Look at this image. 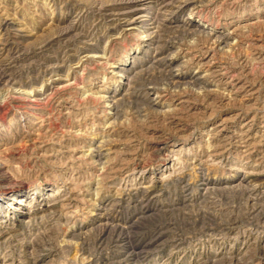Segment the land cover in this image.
<instances>
[{"label":"rangeland","instance_id":"374dc122","mask_svg":"<svg viewBox=\"0 0 264 264\" xmlns=\"http://www.w3.org/2000/svg\"><path fill=\"white\" fill-rule=\"evenodd\" d=\"M0 264H264V0H0Z\"/></svg>","mask_w":264,"mask_h":264},{"label":"bare ground","instance_id":"6f19581e","mask_svg":"<svg viewBox=\"0 0 264 264\" xmlns=\"http://www.w3.org/2000/svg\"><path fill=\"white\" fill-rule=\"evenodd\" d=\"M109 15H110V14H109ZM126 21H127V20H126ZM132 21H133V19H132ZM126 24H127V23H126ZM124 25H125V24H124ZM77 39H78V38H77ZM73 41H74V40H73ZM68 44H69V43H68ZM71 50H72V49H71ZM8 69H9V68H8ZM2 77H3V76H2ZM4 77H5V76H4ZM1 79H3V78H1ZM18 89H19V88H18ZM17 91H19V90H17ZM20 91H21V90H20ZM22 91H23V90H22ZM22 91H21V92H22ZM24 92H25V91H24ZM22 93H23V92H22ZM23 94H24V93H23ZM27 94H28V93H27ZM148 188H149V187H148ZM130 238H131V237H130ZM145 246H146V245H145ZM119 247H120V246H119ZM143 249H144V248H143ZM147 250H148V249H147ZM138 254H139V253H138ZM129 255H130V254H129ZM129 255H128V256H129ZM37 263H38V262H37Z\"/></svg>","mask_w":264,"mask_h":264}]
</instances>
